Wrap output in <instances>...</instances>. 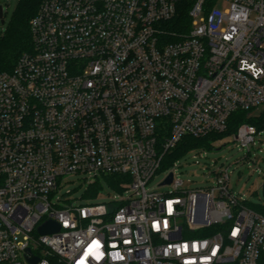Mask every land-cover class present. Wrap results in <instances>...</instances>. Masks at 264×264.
Here are the masks:
<instances>
[{
	"label": "built area",
	"instance_id": "built-area-1",
	"mask_svg": "<svg viewBox=\"0 0 264 264\" xmlns=\"http://www.w3.org/2000/svg\"><path fill=\"white\" fill-rule=\"evenodd\" d=\"M183 3L189 29L172 32ZM30 29L33 51L0 73V264H263L264 216L227 170L187 190L174 162L172 192L147 186L185 137L264 106V0H42ZM71 175L89 176L87 203L61 193ZM108 176L122 196L90 203ZM47 221L61 230L41 235Z\"/></svg>",
	"mask_w": 264,
	"mask_h": 264
},
{
	"label": "rangeland",
	"instance_id": "rangeland-1",
	"mask_svg": "<svg viewBox=\"0 0 264 264\" xmlns=\"http://www.w3.org/2000/svg\"><path fill=\"white\" fill-rule=\"evenodd\" d=\"M19 0H0V7L4 10L5 24L0 23V35L3 34L12 18ZM225 6L220 1L218 8ZM264 106L250 112V115L260 118ZM213 149H204L184 155L176 167V177L184 182L187 190L196 188H209L216 186V172L227 170L230 174V187L234 194L246 205L264 204V129L257 136L256 144L250 148H241L235 136H225L213 142ZM173 165L171 169H173ZM87 175H71L66 177V184L61 193L69 194L71 199L87 203V192L90 189L86 179ZM163 172L157 174L148 184L149 191L172 192L169 185L159 186L164 180ZM103 185L107 196H97L90 203H109L122 193L113 189L104 179Z\"/></svg>",
	"mask_w": 264,
	"mask_h": 264
},
{
	"label": "trees",
	"instance_id": "trees-1",
	"mask_svg": "<svg viewBox=\"0 0 264 264\" xmlns=\"http://www.w3.org/2000/svg\"><path fill=\"white\" fill-rule=\"evenodd\" d=\"M41 2L42 0L18 1L6 31L0 35V73L11 72L16 66L19 58L24 53L33 51L34 46L30 22L37 14ZM189 10V3H183L181 5L177 18L168 24L172 32L183 33L188 31L191 23ZM0 23H2L1 20ZM243 123H249L257 126L259 132H262L264 129V120L261 117H253L248 111H236L231 115L228 128L225 133H213L202 138H194L190 136L185 137L181 142H179L177 147L172 152L166 155L162 163L161 171L164 172L170 169L174 161L180 159L192 150L213 149V142L225 136H234L237 133L239 126ZM122 179L123 178L120 176H108L104 178V180L117 191L119 190V185L121 184ZM103 188V184L96 186V188L91 191V197L94 198L100 189ZM247 206L264 216V204H250ZM49 262L50 264H62L55 256L50 257Z\"/></svg>",
	"mask_w": 264,
	"mask_h": 264
},
{
	"label": "water",
	"instance_id": "water-1",
	"mask_svg": "<svg viewBox=\"0 0 264 264\" xmlns=\"http://www.w3.org/2000/svg\"><path fill=\"white\" fill-rule=\"evenodd\" d=\"M0 20L2 24H5L4 10L2 7H0ZM172 179H173V175L170 174L169 177L162 184H170L172 182ZM60 230H61V226L52 221H47L38 228V231L41 235L58 233ZM30 252H31L30 249H27V253ZM25 260L27 264H37L39 262V258L36 256L28 257L26 255Z\"/></svg>",
	"mask_w": 264,
	"mask_h": 264
}]
</instances>
